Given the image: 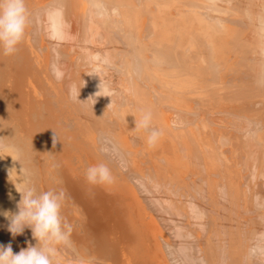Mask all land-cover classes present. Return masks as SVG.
Listing matches in <instances>:
<instances>
[{
  "label": "bare ground",
  "instance_id": "bare-ground-1",
  "mask_svg": "<svg viewBox=\"0 0 264 264\" xmlns=\"http://www.w3.org/2000/svg\"><path fill=\"white\" fill-rule=\"evenodd\" d=\"M26 5L17 53L0 50V211L16 187L63 190L59 264H264V0ZM98 163L112 184L87 182ZM7 225L0 244L35 245Z\"/></svg>",
  "mask_w": 264,
  "mask_h": 264
},
{
  "label": "clouds",
  "instance_id": "clouds-1",
  "mask_svg": "<svg viewBox=\"0 0 264 264\" xmlns=\"http://www.w3.org/2000/svg\"><path fill=\"white\" fill-rule=\"evenodd\" d=\"M29 22L30 12L26 0H0V50L5 56L17 53ZM58 59L57 56V61ZM51 74L57 82H62L65 78V73L57 62L51 65ZM79 89V86L72 85L70 94L76 93L78 99ZM152 121V112L145 111L135 126L137 131L148 133L149 147H155L163 134L152 126ZM86 180L92 185H108L114 182V177L105 163H98L87 168ZM16 190L20 193L17 210L0 211V215L8 221L7 230L13 239L30 229L36 243H29L18 253L13 252L11 243L0 244V264H59L58 247L69 245L73 232V226L62 214L65 192L55 189L40 192L31 184H27L23 189L16 187ZM9 197L14 199L11 193ZM258 239H264V236ZM252 251L255 253L257 249L253 248Z\"/></svg>",
  "mask_w": 264,
  "mask_h": 264
}]
</instances>
